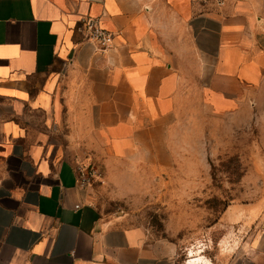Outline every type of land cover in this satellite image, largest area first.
<instances>
[{
    "label": "crops",
    "instance_id": "0c3cea01",
    "mask_svg": "<svg viewBox=\"0 0 264 264\" xmlns=\"http://www.w3.org/2000/svg\"><path fill=\"white\" fill-rule=\"evenodd\" d=\"M263 95L264 0H0V264H178L176 244L103 216L78 164L192 187L175 170L187 105L240 115Z\"/></svg>",
    "mask_w": 264,
    "mask_h": 264
},
{
    "label": "rangeland",
    "instance_id": "374dc122",
    "mask_svg": "<svg viewBox=\"0 0 264 264\" xmlns=\"http://www.w3.org/2000/svg\"><path fill=\"white\" fill-rule=\"evenodd\" d=\"M185 113L176 150L189 156L177 159L175 170L181 180L188 169L192 187L163 188L151 174L140 189L141 175L110 176L96 159L78 164L85 165L92 200L103 216L146 226L176 244L178 264H258L264 258V95L251 113L217 115L195 100Z\"/></svg>",
    "mask_w": 264,
    "mask_h": 264
},
{
    "label": "built area",
    "instance_id": "2783aa9c",
    "mask_svg": "<svg viewBox=\"0 0 264 264\" xmlns=\"http://www.w3.org/2000/svg\"><path fill=\"white\" fill-rule=\"evenodd\" d=\"M191 2L207 9H223L227 4V0H191ZM87 29L90 31L91 38L97 43L100 49L105 50L113 44L114 34L102 28L97 20H89L87 22ZM84 166H78L79 177L82 185H89L90 178L85 176L86 169ZM93 176L94 173H92Z\"/></svg>",
    "mask_w": 264,
    "mask_h": 264
},
{
    "label": "bare ground",
    "instance_id": "6f19581e",
    "mask_svg": "<svg viewBox=\"0 0 264 264\" xmlns=\"http://www.w3.org/2000/svg\"><path fill=\"white\" fill-rule=\"evenodd\" d=\"M204 264H211V262L210 261H207V263H204Z\"/></svg>",
    "mask_w": 264,
    "mask_h": 264
}]
</instances>
